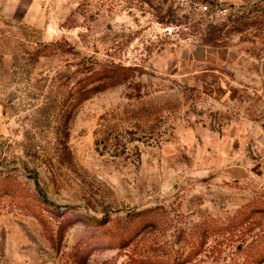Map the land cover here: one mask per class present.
<instances>
[{"label":"rangeland","instance_id":"obj_1","mask_svg":"<svg viewBox=\"0 0 264 264\" xmlns=\"http://www.w3.org/2000/svg\"><path fill=\"white\" fill-rule=\"evenodd\" d=\"M233 2L0 0V264H264V0Z\"/></svg>","mask_w":264,"mask_h":264},{"label":"crops","instance_id":"obj_2","mask_svg":"<svg viewBox=\"0 0 264 264\" xmlns=\"http://www.w3.org/2000/svg\"><path fill=\"white\" fill-rule=\"evenodd\" d=\"M234 1V0H233ZM242 1V0H241ZM14 6H16V3H12ZM259 141L264 143V132H260L259 130ZM239 136H235L234 138V147L232 150H225V147L229 148V145L227 146L224 144V154H221L220 148L218 152V164L220 162H223L225 164L226 160H235V164L231 168H228V171L226 173L230 177H236L239 178L241 181L242 180H249L250 178L253 177V166L250 164V160L248 158L247 153L245 152V146H244V138L243 135H241V132L238 133ZM263 136V137H262ZM263 138V139H262ZM222 144H218L217 147H221ZM263 157V158H262ZM260 169H262V174H260L259 178L264 179V155L261 156L259 162H258ZM227 170V169H226Z\"/></svg>","mask_w":264,"mask_h":264},{"label":"built area","instance_id":"obj_3","mask_svg":"<svg viewBox=\"0 0 264 264\" xmlns=\"http://www.w3.org/2000/svg\"><path fill=\"white\" fill-rule=\"evenodd\" d=\"M174 5L187 14L206 21L224 20L237 11V4L231 0H172Z\"/></svg>","mask_w":264,"mask_h":264},{"label":"trees","instance_id":"obj_4","mask_svg":"<svg viewBox=\"0 0 264 264\" xmlns=\"http://www.w3.org/2000/svg\"><path fill=\"white\" fill-rule=\"evenodd\" d=\"M139 234H140V231L136 232V234H135L131 239H128V240L124 241L122 245H123L124 247L129 246L130 243H131L132 241H134V240L138 237ZM124 239H125V238H124ZM113 247L116 248V247H120V246H113Z\"/></svg>","mask_w":264,"mask_h":264}]
</instances>
